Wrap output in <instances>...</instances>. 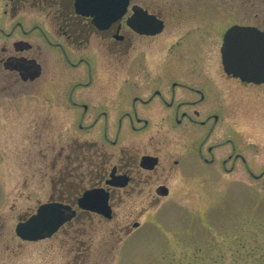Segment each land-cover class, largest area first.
I'll use <instances>...</instances> for the list:
<instances>
[{"label":"rangeland","instance_id":"1","mask_svg":"<svg viewBox=\"0 0 264 264\" xmlns=\"http://www.w3.org/2000/svg\"><path fill=\"white\" fill-rule=\"evenodd\" d=\"M215 6L216 11L226 8L238 20L264 27V0H215ZM26 19L19 17L25 20L24 28L16 31L31 40L28 53L37 56L42 73L23 81L17 71L0 62V182L9 190L4 208L15 198L22 215L34 212L51 198L50 178L53 188L66 187L54 185L60 174H66V167L74 180L68 190L77 192L75 180L81 176L86 185L103 158L101 153L107 155V168L122 156L144 152H158L164 166L151 173L149 183L141 185L144 189L121 195L113 219L83 216L50 238L20 240L18 247L3 252L0 264H264V175L254 177L241 165L228 173L217 162L212 173L198 175L174 165L173 159L191 149L193 136L208 134L209 125H178L170 120L173 109L141 104L138 110L149 118V125L133 127L127 118L120 123L133 105L130 92L148 94L152 78L144 77L142 69L132 71L125 51L114 55L101 46L92 84L73 90L82 67H70L60 50L51 46L44 24L35 29V21L30 25ZM1 22L4 27L13 25L2 12ZM10 41L0 34V53L3 45L13 50ZM218 50L215 41V71ZM213 80L209 98L198 105L204 113L220 114L208 143L233 137L237 150L244 152L259 175L264 169V92L217 76ZM72 91L77 102L94 95L93 100L85 99L90 107L82 121L83 109L70 101ZM177 97L193 95L182 91ZM95 117L97 123L90 125ZM230 150L231 145L224 143L216 156ZM163 180L169 195L150 202L153 186ZM136 221L140 226L134 229Z\"/></svg>","mask_w":264,"mask_h":264},{"label":"flooded vegetation","instance_id":"2","mask_svg":"<svg viewBox=\"0 0 264 264\" xmlns=\"http://www.w3.org/2000/svg\"><path fill=\"white\" fill-rule=\"evenodd\" d=\"M118 1L105 0L107 9L113 10L115 6H118ZM124 1L125 10L122 16L101 28L98 26L96 14L98 7L102 8V5L98 4V0H0V12L10 20L8 25L13 21V25L10 27H4V23H0L1 36L11 40L10 43L13 46V50L6 45L2 46L0 62L3 61L5 69H7L5 64L8 61L27 63V60H35L39 62L37 56L28 53L33 48L31 40L17 34L16 30L22 28L25 23V20H19V17L23 15L27 17V24L31 25L33 20L35 21L32 25L35 29L41 28V24L45 25L49 34V43L54 49L60 50L59 55L70 67H82L81 79L73 83V90L77 85L87 88L92 84L98 67L100 48L112 51L111 54L114 55L125 51L129 58L130 69L134 72L142 69L144 77H150L152 80L150 82L151 90L148 94L142 96L135 94V91L130 92L133 94L131 97L133 105L130 111L124 113L125 116L119 118L120 123H123V119L127 118L133 127L135 123L149 125V118L140 115L138 104L173 109L174 113L170 120H175L178 125L195 124L209 125L210 127L208 134L192 137L191 149L181 154L179 158L173 159L174 165L195 175L212 173L213 169L218 168V165L215 166L216 162L220 163L219 167L228 173L236 171L241 165L252 176L262 177L264 169L259 175L254 173L251 166L248 165L244 152L237 150L233 137H228L221 143H208L214 126L220 119V114L216 112L204 113L198 108V105L209 98L214 88V76L227 81H235L243 88L257 87L264 92V83L246 82L226 73L221 54L224 36L230 27L250 25L262 30L264 27L238 20L230 13L229 9L223 8L221 11H216L215 0ZM38 13L44 14V17ZM36 20L40 23H37ZM140 29H144V31ZM215 41L219 44L217 71L214 70L215 60L212 54ZM8 70L17 71L15 69ZM17 72L20 75V72ZM135 89L133 87L132 90ZM182 91L192 94L193 97L187 99L177 97V94ZM91 92L92 90L89 93L91 94ZM95 93H97L96 90ZM72 95L73 91L70 95L72 104L83 109L80 117L82 121L90 107L86 105L85 99L91 97L93 100L94 95L86 96L83 101L79 102L73 100ZM91 103L93 106V101ZM103 115L105 116L104 122L107 124V112L103 111ZM97 121L98 117H95L89 124L94 125ZM107 140L109 139L107 138ZM224 143L230 144L231 150L227 155L217 157L216 149ZM106 156L104 153L100 154V157L103 158L98 162L97 170L90 173L86 185H84V178L81 176L78 181L75 180L78 184V191L75 193L71 194L68 190V186L74 180H71L67 175L70 174L67 173V167L66 174H60L54 183V185L61 184L66 187L53 188V179L50 178L51 198L48 201H60L76 210V213L64 222L58 231L83 216L96 215L105 218L97 212L79 207V197L85 190L103 188L109 193V204L112 208L110 219H113L114 207L119 203V198H122L121 195L131 189H134L133 191L144 189L141 185L149 183L151 173L157 172L158 168L164 166L163 158L158 152L122 156L110 168L106 167ZM144 156L155 158V165L150 166L152 160L143 165ZM70 176L72 175L70 174ZM165 180L153 186L152 190L155 196L150 202H158L161 197L169 195V187ZM108 181H112V183ZM123 181H125L124 185L118 184ZM140 192L138 190V193ZM7 199H9V190L6 192L0 182V207H2L0 209V259L4 251H9L14 246L20 245L22 239L16 232V226L22 219L33 213L22 215L15 198L9 203V208H4ZM241 221H239L240 224ZM139 224L138 221L134 222V229H137Z\"/></svg>","mask_w":264,"mask_h":264},{"label":"water","instance_id":"3","mask_svg":"<svg viewBox=\"0 0 264 264\" xmlns=\"http://www.w3.org/2000/svg\"><path fill=\"white\" fill-rule=\"evenodd\" d=\"M98 4L102 5L96 13L98 26L101 28L120 18L125 10L124 0H119L118 6L111 11L107 9L105 0H98ZM221 53L226 73L246 82L264 83V30L255 26L230 27L225 34ZM5 65L6 68L19 70L23 80H33L41 74V66L35 60H27V63L8 61ZM142 160L143 165L151 160L150 166L156 163L155 158L150 156H144ZM118 184L124 185L125 181ZM78 203L81 208L97 212L106 218L112 217L109 193L103 188L85 190ZM75 213L72 206L63 202H45L39 205L34 214L17 224L16 232L24 240L46 238L54 234Z\"/></svg>","mask_w":264,"mask_h":264}]
</instances>
